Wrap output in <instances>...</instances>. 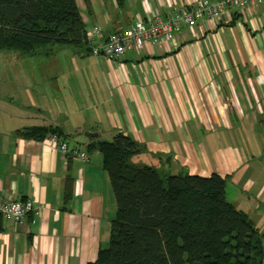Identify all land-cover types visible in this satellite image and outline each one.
<instances>
[{"label": "crops", "instance_id": "crops-1", "mask_svg": "<svg viewBox=\"0 0 264 264\" xmlns=\"http://www.w3.org/2000/svg\"><path fill=\"white\" fill-rule=\"evenodd\" d=\"M77 2L86 30L99 26L96 42H104L136 19L168 16L197 0ZM263 125L264 3L184 26L120 59L96 57L86 46L50 56L0 50V192L34 204L23 223L0 217V264L97 259L117 201L102 153L88 146L117 132L144 146L136 164L230 175L239 209L249 214L245 193L264 208ZM32 126L60 127L70 150L89 159L64 153L51 135L16 134Z\"/></svg>", "mask_w": 264, "mask_h": 264}, {"label": "trees", "instance_id": "trees-1", "mask_svg": "<svg viewBox=\"0 0 264 264\" xmlns=\"http://www.w3.org/2000/svg\"><path fill=\"white\" fill-rule=\"evenodd\" d=\"M125 1L117 0L119 5ZM88 32L77 0H0L1 51L50 56L62 48L79 52L86 46L93 54ZM16 134L43 140L62 137L63 131L32 126ZM94 149L102 153L117 214L108 244L88 264H263L258 228L227 199L230 175L173 174L136 164L134 156L145 148L123 132L88 146Z\"/></svg>", "mask_w": 264, "mask_h": 264}, {"label": "built area", "instance_id": "built-area-1", "mask_svg": "<svg viewBox=\"0 0 264 264\" xmlns=\"http://www.w3.org/2000/svg\"><path fill=\"white\" fill-rule=\"evenodd\" d=\"M264 0H197L189 7L186 6L178 12L164 16L155 12L151 19H136L126 29L110 33L106 41L96 42V34L100 28L96 26L87 33L93 55H104L110 59L124 58L128 50L141 51L149 43L170 39L174 33L181 31L184 26L191 29L199 21L213 22L229 15L231 10L244 9L249 5H260ZM53 143L64 153H76L82 159H89L87 152L70 150V145L58 135H51ZM34 210L31 200H11L0 192V214L7 220L23 223Z\"/></svg>", "mask_w": 264, "mask_h": 264}, {"label": "rangeland", "instance_id": "rangeland-1", "mask_svg": "<svg viewBox=\"0 0 264 264\" xmlns=\"http://www.w3.org/2000/svg\"><path fill=\"white\" fill-rule=\"evenodd\" d=\"M260 129L264 130V125L260 126L259 130ZM259 130H258V132H259ZM251 139H253L252 143L253 142L255 143V139H254V137L252 135H251ZM262 147L264 149V144H263ZM263 159H264V155H263ZM158 169H160V168H158ZM233 192H234V188L232 186H228L227 187V199H228V201H230L232 203L234 202L233 201L234 200ZM249 197H250V194L245 193V198L247 200L246 202H248V206H250V211H248L249 212V217L253 221L254 225L258 228V231H259V234H260V238H261V242H262V245H263V250H264V215H263L264 214V208H261L260 210L256 209L254 207V205L252 204V203H254V201L253 200H249L248 199ZM258 204L260 205L261 203L259 202ZM263 264H264V259H263Z\"/></svg>", "mask_w": 264, "mask_h": 264}, {"label": "water", "instance_id": "water-1", "mask_svg": "<svg viewBox=\"0 0 264 264\" xmlns=\"http://www.w3.org/2000/svg\"><path fill=\"white\" fill-rule=\"evenodd\" d=\"M87 134H88V135H91V134H89V133H87ZM87 134H86V135H87ZM85 140H86V139L84 138V141H85Z\"/></svg>", "mask_w": 264, "mask_h": 264}]
</instances>
